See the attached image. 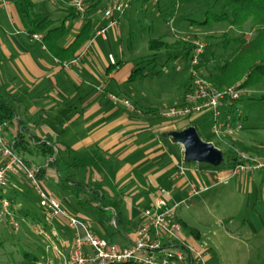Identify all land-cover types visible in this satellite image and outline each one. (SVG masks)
I'll list each match as a JSON object with an SVG mask.
<instances>
[{
	"label": "crops",
	"instance_id": "1",
	"mask_svg": "<svg viewBox=\"0 0 264 264\" xmlns=\"http://www.w3.org/2000/svg\"><path fill=\"white\" fill-rule=\"evenodd\" d=\"M32 1L43 18L56 27L64 26L65 33L56 45L61 50L72 47L69 52L73 54L67 52L56 58L43 43V35L27 36L14 0H0V98L15 113L4 136L12 141L22 135L30 145L37 141L53 147L55 164L35 154L31 157L37 163L32 164L41 169L39 180L48 196L67 214L85 225L89 221L88 230L95 237L128 248L142 221V212L150 209L156 198L163 199L167 209H174L176 220L182 222L179 207L208 192L207 185L243 180L244 172L234 175L235 167L230 165L212 169L184 163L182 148L175 144L172 147L164 137L170 126V131L180 132L192 127L190 123L173 120L175 124H166L170 119L158 115L144 95L125 90L127 83L147 78L144 71L145 76L129 81L133 70L143 68L139 65L154 63L161 57L168 60L171 51L183 53L182 46L155 32L145 15L142 20L134 13L136 23L130 20L133 0H103L89 16L92 37L74 47L83 20L66 11L63 0L65 6L58 3L61 0ZM115 3L127 4L128 8L122 14L114 12L112 17H104L102 12ZM141 4H149V0ZM111 22L115 24L111 26ZM202 29L200 26L197 31ZM101 30L105 33L99 34ZM154 39L168 47L156 54L151 52L149 42ZM127 44L133 47L129 62ZM145 52L148 54L143 56ZM115 86L124 89L117 95H131L127 98L133 112L109 101ZM187 88V84L183 86L174 106L180 104ZM105 97L107 101H103ZM21 179H13L9 188L17 190ZM193 189L197 195H192ZM85 199L93 210L82 207ZM56 229L69 246L72 233L58 223ZM180 242L193 251L205 247V261L212 262L209 244L202 235L195 241L182 231L174 244L166 240L163 244L171 249ZM62 251L66 253L67 249ZM55 260V264H62L58 258Z\"/></svg>",
	"mask_w": 264,
	"mask_h": 264
},
{
	"label": "rangeland",
	"instance_id": "2",
	"mask_svg": "<svg viewBox=\"0 0 264 264\" xmlns=\"http://www.w3.org/2000/svg\"><path fill=\"white\" fill-rule=\"evenodd\" d=\"M142 1H131L130 20L135 22L132 17L134 13L142 20L145 15L152 22V29L164 35L166 41H173L176 44L179 43L178 40H185V42L187 40L190 43L203 44L205 49L199 58L200 65L204 67L199 69L203 77L214 73L217 66L221 65L226 57L232 55L235 67V72L233 71L232 74H236V77L225 88L238 87L246 81V77L254 67L264 62L262 20L258 19V23L254 24L249 19L241 26L236 25L231 28L228 23L209 22L201 26L202 31H197L200 25L192 24V22L201 23L210 19L211 16L219 15L223 10L222 0H149V4L143 6ZM47 2L49 0H43V3ZM107 2L108 0H105V3ZM228 14L230 15L229 12ZM122 24H126L125 20ZM153 36L156 35H149V38ZM228 42L230 43L227 44ZM236 42L241 44L237 54L235 53ZM224 44L227 47H224ZM132 49L133 47L127 44L126 50L130 52L126 62L131 60ZM147 54L145 52L143 56ZM169 56L168 60H165L166 58L163 60L161 57L154 63L145 62L139 65V68L144 67L147 78L137 80L133 84L127 83L125 87L126 91L133 90L144 95L150 107L155 108L160 116L174 106L176 99L181 95L183 86L186 84L188 86L189 81L191 57L184 59L182 51H171ZM149 70H151L150 73ZM129 74L128 72L127 77ZM114 90H111L115 93L114 96L120 100L126 98L131 104L127 98L131 95L128 93L117 95L124 89L121 87L118 89L115 86ZM241 97L243 100L241 99L238 105L241 106V119L244 121L243 131L237 133L236 137L223 140L211 137V123L208 117H202L190 123V126L195 127L201 141L210 139L223 153V162L218 169L226 167L236 150L245 157H243V164H249V167L264 164V78L250 83L248 88L242 90ZM106 99L105 97L103 101H107ZM111 103L119 107L123 106L121 102L111 101ZM234 117L235 115L232 114L231 118ZM162 121L161 119L159 122ZM173 123L175 124V121L170 119L166 124ZM166 130L169 133L173 132L170 131L173 130L172 126ZM169 133L164 138L173 147L172 141L167 137ZM25 159L31 163H37L31 156H25ZM246 160H249L248 164ZM39 161L43 162L42 159ZM189 164L209 168L205 164ZM207 187L208 192L201 193L200 197L189 199L187 204H183L178 209L180 220L188 227L196 229L209 244L212 262L205 261L204 264H264V170L253 171L249 168L244 172L241 181L234 179L225 185L210 184ZM43 190L47 194L44 188ZM6 196L11 199L16 208L13 216L18 229L13 232L7 221L0 222V264H19L22 252L37 257L40 264H55L57 255L52 251L50 243L33 230L38 219L41 220L42 216L39 215L42 210L38 195L30 187V183L22 178L17 190L8 188ZM86 199L95 200L92 196H87ZM86 199L83 200L82 207L93 210L91 205L86 204ZM198 200L200 202L197 203ZM88 222L86 226H89ZM39 225H44L43 221Z\"/></svg>",
	"mask_w": 264,
	"mask_h": 264
},
{
	"label": "built area",
	"instance_id": "3",
	"mask_svg": "<svg viewBox=\"0 0 264 264\" xmlns=\"http://www.w3.org/2000/svg\"><path fill=\"white\" fill-rule=\"evenodd\" d=\"M67 5L82 19L87 9V0H69ZM127 8V4L115 3L106 9L103 15L110 18L114 12L122 14ZM114 24L115 22H111V26ZM104 33L105 30L99 31V34ZM192 45L187 91L180 104L170 108L164 116L188 123L208 117L211 123V137L218 140L236 137L243 128L241 106L238 105L242 99V90L237 87L222 90L213 87L198 68L199 58L205 46L200 42H193ZM108 98L113 102H121L129 111H134L127 100H120L113 95ZM232 114L235 115L234 118H231ZM6 126L7 123L0 124V222L7 221L13 232L18 229L13 216L16 208L14 203L7 199L6 190L13 179L23 178L38 195L42 210L44 225L36 224L33 230L50 243L52 251L62 264H204L207 255L205 247L193 251L181 242L171 249L164 246V240L171 244L178 241L183 230L175 218L174 209H167L165 201L161 198H156L153 206L142 212V221L136 228L134 240L128 248H118L95 237L85 224L67 214L56 200L45 193L37 178L38 168L21 160L14 152L11 141L4 136ZM209 143L217 148L212 142ZM249 168L253 171H263L264 164H255L252 167L237 165L233 174H241ZM192 192V195L198 194L194 189ZM57 223L72 233L69 246L60 238L56 229ZM63 249H67V252L64 253Z\"/></svg>",
	"mask_w": 264,
	"mask_h": 264
},
{
	"label": "trees",
	"instance_id": "4",
	"mask_svg": "<svg viewBox=\"0 0 264 264\" xmlns=\"http://www.w3.org/2000/svg\"><path fill=\"white\" fill-rule=\"evenodd\" d=\"M63 1L68 7L67 3L69 2V0H63ZM63 1L62 0L58 1V3L65 6ZM102 1L103 0H87V9L82 17L84 23L83 28L81 30V33L76 37L73 43V47L74 45L82 44L86 39L92 37L90 31L92 21L89 18V16L92 12H95V10L100 6ZM222 1H223V10L219 15L211 16V18L208 19L207 21H203L201 23L192 22V24L205 26L209 22L215 24L228 23V25H230L231 28L232 26L234 27L236 25L241 26L242 24H244V22H246L249 19L254 24L258 23V19L262 20L263 21L262 23L264 24V16L261 17L259 16V14H264V0H222ZM14 6L27 36L33 38L35 36L43 35L42 38L43 43H45V46H47L51 54H53L56 58H59L61 54L67 53L72 49V47H69L67 50H61L60 48L57 47L56 44L58 40L62 38V36L65 33L64 26L61 25L56 27L53 25L51 21L47 20L46 18H43V16L37 11V5L32 0H14ZM66 11H69L72 15L76 16L77 18H80L72 8L68 7ZM228 12L230 13V15L228 14ZM178 42H179L178 44L183 47L184 59L191 57V52L193 49L192 42L190 43L187 40L186 42L185 40H178ZM229 43L230 42H228L227 44ZM235 44H237L236 45L237 49L235 52L237 54L241 48V44L239 42L238 43L236 42ZM167 47L168 45L160 39H154L149 42V50L155 54L163 51ZM224 47H227V45L225 46L224 44ZM69 53L72 56L73 52H69ZM198 68L199 69L204 68L203 66L200 65V61ZM234 68L235 67L233 63V57L232 55H229L224 59V61H222L221 65L217 66L216 71L214 73H209L207 77L204 78L210 84H212L213 87H215L216 89H222L229 86L228 84H230V82L233 81V79L236 77V74H232ZM144 71H145L144 67L141 69L137 68L133 70L131 76L129 77V81L136 80L139 77L145 76ZM150 71L151 70H149V73ZM262 78H264V62L254 67L246 77V81L243 84L239 85L237 88L240 90H244L250 86V83L257 82L259 79ZM14 117H15V113L13 108L0 98V124L11 123ZM243 122L244 121H242V124ZM241 131H243V128ZM205 142L209 143L211 141L210 139H207V141ZM11 143L16 155L27 164L33 165L31 162L25 159V156H32L33 154L44 157L49 164L56 163V156L54 155V149L52 146H47L45 143H38L37 141H35L33 144L30 145L27 141H25L22 135L12 140ZM243 157L244 156L236 150L233 152L232 157H230L229 163L227 165H230L232 167H236L237 165H245L243 164L244 162ZM246 163L248 164L249 160H246ZM40 173H42L41 169H39V175L37 176L38 180ZM6 197L8 200H11L8 196ZM37 222L40 223V220L38 219ZM177 222L180 224L183 232L187 236L193 238L195 241L200 240L201 235L196 229L188 227L183 222L180 221ZM19 264H40V262L37 257L22 252L21 261L19 262Z\"/></svg>",
	"mask_w": 264,
	"mask_h": 264
},
{
	"label": "water",
	"instance_id": "5",
	"mask_svg": "<svg viewBox=\"0 0 264 264\" xmlns=\"http://www.w3.org/2000/svg\"><path fill=\"white\" fill-rule=\"evenodd\" d=\"M168 137L173 144L182 148L184 163L205 164L216 169L223 162L221 151L212 144L201 141L194 127L171 132Z\"/></svg>",
	"mask_w": 264,
	"mask_h": 264
}]
</instances>
